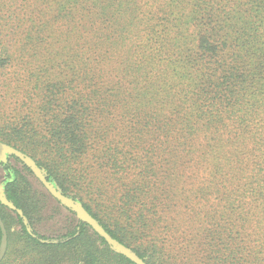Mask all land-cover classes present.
<instances>
[{
    "label": "trees",
    "instance_id": "trees-1",
    "mask_svg": "<svg viewBox=\"0 0 264 264\" xmlns=\"http://www.w3.org/2000/svg\"><path fill=\"white\" fill-rule=\"evenodd\" d=\"M0 141L148 264H264V0H0ZM0 166V264H135Z\"/></svg>",
    "mask_w": 264,
    "mask_h": 264
},
{
    "label": "water",
    "instance_id": "water-1",
    "mask_svg": "<svg viewBox=\"0 0 264 264\" xmlns=\"http://www.w3.org/2000/svg\"><path fill=\"white\" fill-rule=\"evenodd\" d=\"M9 154H14L23 163H25L33 172V175L38 179L47 192L57 199L59 202L66 205L77 216V218L83 222L88 223L100 236L105 238L110 247L117 252L123 253L129 257L135 264H148L146 260L140 258L136 253L131 252L129 248L114 241L111 236L105 231V229L82 207V204L75 201L73 198L67 197L63 194L52 182H50L45 175V172L39 168L33 159L28 155L22 153L11 145H8L0 141V162L6 163L8 161ZM0 200L4 204H8L5 195L1 192ZM0 229L2 232V238L0 242V260L3 258L7 248V232L4 223L0 217Z\"/></svg>",
    "mask_w": 264,
    "mask_h": 264
},
{
    "label": "rangeland",
    "instance_id": "rangeland-1",
    "mask_svg": "<svg viewBox=\"0 0 264 264\" xmlns=\"http://www.w3.org/2000/svg\"><path fill=\"white\" fill-rule=\"evenodd\" d=\"M11 162L17 168L22 169L21 164L16 162L14 159H11ZM5 174H6L5 170L0 166V182L5 178ZM25 175L27 176L28 180L32 183L33 187L36 190L45 194L42 197V205H43V208L41 209L42 216L40 221H38L35 226L36 230H38V232L44 235L54 237L64 234L73 227H76L78 222L81 221L77 218L76 214L66 205L59 202L58 200L53 198L50 194H48L42 188L40 182L34 175H28L27 173H25ZM179 183H182L184 189L186 191H189L191 188V184L193 182H171V184L175 186L177 192H181L182 190V187ZM65 195L81 203L79 199L76 197L74 198L72 194L66 193Z\"/></svg>",
    "mask_w": 264,
    "mask_h": 264
}]
</instances>
